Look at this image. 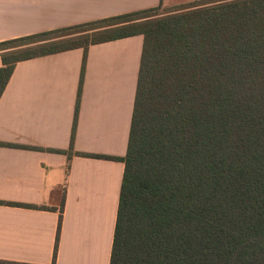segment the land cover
Returning <instances> with one entry per match:
<instances>
[{
    "label": "trees",
    "instance_id": "16d2710c",
    "mask_svg": "<svg viewBox=\"0 0 264 264\" xmlns=\"http://www.w3.org/2000/svg\"><path fill=\"white\" fill-rule=\"evenodd\" d=\"M203 1L0 41L1 97L19 61L82 48L83 74L90 45L143 36L109 264H264V0Z\"/></svg>",
    "mask_w": 264,
    "mask_h": 264
},
{
    "label": "crops",
    "instance_id": "0c3cea01",
    "mask_svg": "<svg viewBox=\"0 0 264 264\" xmlns=\"http://www.w3.org/2000/svg\"><path fill=\"white\" fill-rule=\"evenodd\" d=\"M196 1L0 0V41ZM142 44L90 45L83 74L82 48L16 63L0 97V264H109Z\"/></svg>",
    "mask_w": 264,
    "mask_h": 264
},
{
    "label": "rangeland",
    "instance_id": "374dc122",
    "mask_svg": "<svg viewBox=\"0 0 264 264\" xmlns=\"http://www.w3.org/2000/svg\"><path fill=\"white\" fill-rule=\"evenodd\" d=\"M214 1L215 0H206V1H203V3H205L206 5V2H214ZM209 5H213V3H210L207 6ZM202 7H205V6H202ZM197 9H199V7L192 5L191 2L177 4L173 6H167V7H160L153 13L152 18L175 21L178 18L183 17L182 20H185L187 16L190 15V13L196 11ZM136 30L139 31L140 28L134 27L133 31H136ZM65 34L66 33L52 35L51 36L52 40L50 42H47V44H44V45H39V43H28L27 44L26 42H18V43L10 44L8 47H12V49H10L11 53L17 52L18 56H26L28 54L39 53V52L50 50V49H53V50L63 49L71 45L73 39H76L79 36V34L71 33L70 35H67V36ZM25 49H29L30 51L21 52Z\"/></svg>",
    "mask_w": 264,
    "mask_h": 264
}]
</instances>
